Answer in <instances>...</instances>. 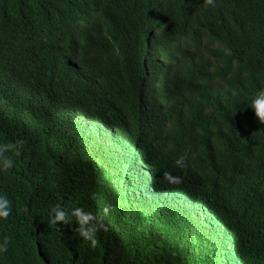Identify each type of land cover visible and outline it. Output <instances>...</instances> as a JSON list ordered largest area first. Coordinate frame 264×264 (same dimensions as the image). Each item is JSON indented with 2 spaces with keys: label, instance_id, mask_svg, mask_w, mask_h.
<instances>
[{
  "label": "trees",
  "instance_id": "16d2710c",
  "mask_svg": "<svg viewBox=\"0 0 264 264\" xmlns=\"http://www.w3.org/2000/svg\"><path fill=\"white\" fill-rule=\"evenodd\" d=\"M261 89L264 0H0V264H264Z\"/></svg>",
  "mask_w": 264,
  "mask_h": 264
},
{
  "label": "clouds",
  "instance_id": "9594fccd",
  "mask_svg": "<svg viewBox=\"0 0 264 264\" xmlns=\"http://www.w3.org/2000/svg\"><path fill=\"white\" fill-rule=\"evenodd\" d=\"M208 4H212L213 0H206ZM31 84V83H30ZM34 85V84H32ZM14 86V85H13ZM3 93L13 99H21L20 88L16 86L11 89L5 88ZM251 108L254 111L257 120L264 124V89H261L251 101ZM24 146L23 140H17L15 145L13 144H0V161H2V167L6 171L14 166V161L10 156H6L5 153L11 148L16 154H19L20 149ZM177 166L184 167L185 160L183 157L178 158L175 161ZM166 179L170 184H180L182 177L174 176L172 173L165 174ZM112 206L106 204L102 210L92 211L85 207H74L71 209L69 215L60 204H56L51 207L49 212V223L56 224L58 221H68L74 218L77 222L78 227L75 229L80 237L85 242H89V246L93 249L100 246L98 239V233L103 230L105 233L109 231V226L105 223V217L109 215ZM12 212V201L6 194L0 193V220H6ZM7 238L5 243L0 244V252L7 248Z\"/></svg>",
  "mask_w": 264,
  "mask_h": 264
}]
</instances>
